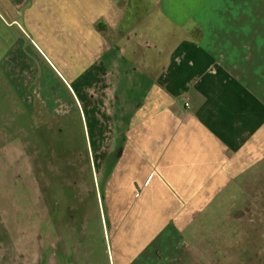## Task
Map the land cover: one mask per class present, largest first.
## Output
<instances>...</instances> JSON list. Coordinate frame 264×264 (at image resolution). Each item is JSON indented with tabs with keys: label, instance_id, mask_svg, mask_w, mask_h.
<instances>
[{
	"label": "crops",
	"instance_id": "crops-1",
	"mask_svg": "<svg viewBox=\"0 0 264 264\" xmlns=\"http://www.w3.org/2000/svg\"><path fill=\"white\" fill-rule=\"evenodd\" d=\"M127 3L0 0L2 73L23 105L32 91L28 104L64 109L56 117L81 104L93 118L114 264H216L211 250L230 248L236 232L205 239L197 221L216 210L264 219V0L140 4L146 47L131 33L126 45L115 37ZM140 48L160 60L146 65ZM121 53L130 72L109 68ZM124 74L135 78L130 95ZM240 233L260 240L256 226Z\"/></svg>",
	"mask_w": 264,
	"mask_h": 264
},
{
	"label": "rangeland",
	"instance_id": "rangeland-1",
	"mask_svg": "<svg viewBox=\"0 0 264 264\" xmlns=\"http://www.w3.org/2000/svg\"><path fill=\"white\" fill-rule=\"evenodd\" d=\"M149 2L154 0H128L115 36L125 45L131 33L136 41H143L140 43L143 47L147 46L146 17L140 4L149 6ZM106 37L111 38L109 34ZM140 50L146 65L153 58L156 63L160 60V53H148L150 57H147L144 49ZM111 58L107 55L101 60L109 66ZM52 59L68 77L62 66L63 59L56 58L55 53ZM130 61L121 53L118 67L109 68L117 73L122 64L123 70L130 72ZM1 68L0 264H114L115 240L101 188L102 178H98L96 170L93 118L81 104L70 114L56 117L64 109L59 106L53 109L55 115L44 104H28L33 100L32 91L27 97L29 101L23 105L15 85ZM124 75L128 81L123 86L130 90L134 86L131 78L134 82L135 78ZM112 81L114 91L119 80L113 76ZM136 93L138 98L143 97L142 91ZM46 97L60 102L56 95ZM119 98L116 93L112 99L113 110ZM213 215L195 223V230L210 229L203 238H211L208 233L215 229L236 232L231 235L230 243L227 242L230 248H225V240L221 242L223 245L211 250L216 255V264H264L263 218L237 220L226 217L220 210ZM247 226L260 229L257 243L247 241L248 235L240 233Z\"/></svg>",
	"mask_w": 264,
	"mask_h": 264
}]
</instances>
